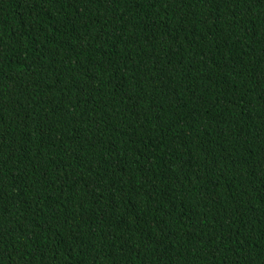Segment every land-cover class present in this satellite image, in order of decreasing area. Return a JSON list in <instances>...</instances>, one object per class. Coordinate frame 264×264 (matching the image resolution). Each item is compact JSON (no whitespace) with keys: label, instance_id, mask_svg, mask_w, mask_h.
<instances>
[{"label":"trees","instance_id":"16d2710c","mask_svg":"<svg viewBox=\"0 0 264 264\" xmlns=\"http://www.w3.org/2000/svg\"><path fill=\"white\" fill-rule=\"evenodd\" d=\"M0 264H264V0H0Z\"/></svg>","mask_w":264,"mask_h":264}]
</instances>
